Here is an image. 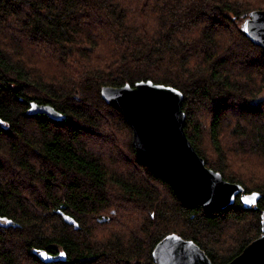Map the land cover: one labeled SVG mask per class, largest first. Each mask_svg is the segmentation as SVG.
Masks as SVG:
<instances>
[{
  "label": "trees",
  "instance_id": "trees-1",
  "mask_svg": "<svg viewBox=\"0 0 264 264\" xmlns=\"http://www.w3.org/2000/svg\"><path fill=\"white\" fill-rule=\"evenodd\" d=\"M257 9L264 0H0V264H154L173 232L227 264L259 237L264 49L241 28ZM147 79L183 92L188 138L255 203L185 205L137 157L101 88ZM32 101L61 118L31 114Z\"/></svg>",
  "mask_w": 264,
  "mask_h": 264
},
{
  "label": "water",
  "instance_id": "water-1",
  "mask_svg": "<svg viewBox=\"0 0 264 264\" xmlns=\"http://www.w3.org/2000/svg\"><path fill=\"white\" fill-rule=\"evenodd\" d=\"M242 30L256 45L264 49V9L253 10L241 24ZM101 96L117 108L133 130V146L137 157L156 174L167 180L177 198L185 205H202L205 209L225 208L240 195L245 204L255 203L246 197L243 185L226 180L221 172L206 165L185 131L184 94L178 88L151 79L134 85H105ZM31 114H46L54 120L61 113L50 104L30 103ZM63 219L75 228L79 223L61 212ZM262 233L227 264H264V211ZM1 226H9L0 217ZM34 253L44 262L66 260L61 251L57 257L46 250ZM154 264H213L206 252L192 239L178 233L163 237L154 247Z\"/></svg>",
  "mask_w": 264,
  "mask_h": 264
},
{
  "label": "rangeland",
  "instance_id": "rangeland-1",
  "mask_svg": "<svg viewBox=\"0 0 264 264\" xmlns=\"http://www.w3.org/2000/svg\"><path fill=\"white\" fill-rule=\"evenodd\" d=\"M31 53V52H30ZM29 51L25 53V55H27L29 57ZM261 97L264 98V93L261 94Z\"/></svg>",
  "mask_w": 264,
  "mask_h": 264
}]
</instances>
